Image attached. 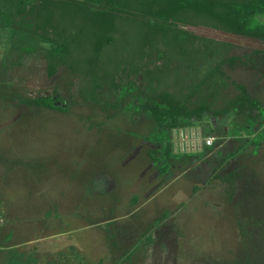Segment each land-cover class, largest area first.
<instances>
[{"label":"rangeland","instance_id":"1","mask_svg":"<svg viewBox=\"0 0 264 264\" xmlns=\"http://www.w3.org/2000/svg\"><path fill=\"white\" fill-rule=\"evenodd\" d=\"M53 1L49 39L38 34L30 6L0 26V211L6 221L5 204L26 203L34 234H59L2 250L0 264H264V14L253 34L186 26L230 41L221 65L227 87L200 116L179 115L171 126L172 118L159 124L142 107L150 89L142 72L120 75L119 110L73 98L78 77L65 65L49 73L53 42L78 28L76 0ZM86 3L102 14L112 7V0ZM131 4L117 13L141 32L143 46L135 41L128 52L116 42L108 53L136 67L165 46L161 19ZM48 94L64 107L29 105ZM224 97L238 100L222 111ZM209 135L216 139L205 146ZM222 176L234 178L233 188Z\"/></svg>","mask_w":264,"mask_h":264},{"label":"trees","instance_id":"2","mask_svg":"<svg viewBox=\"0 0 264 264\" xmlns=\"http://www.w3.org/2000/svg\"><path fill=\"white\" fill-rule=\"evenodd\" d=\"M86 1L76 0L73 3L77 9L74 22L78 23L75 34H60L47 52L49 73H54L59 65H65L78 77V89L74 95L78 94L73 98L119 110L124 107L123 100L119 97L120 75L123 72L130 75L142 72L150 88L148 91L141 88V91H144L141 96L144 97L142 107L150 111L159 124L172 118L173 121L169 123L171 126L176 125L179 115L200 116L208 106H212L223 96V90L227 87L221 65L230 58L226 55L230 41L199 34L186 26L190 23L225 33L253 34L252 29L258 26L255 23L252 26L253 21L257 16L264 14V0H112L111 10H105L103 14L94 10ZM57 2L0 0V26L11 25L15 11L20 12V7L26 9L25 6H30L31 11L36 13H32L35 15V28L42 29L38 34L46 37L49 31L47 25L51 23L47 19L46 6ZM134 2L144 3L148 11L161 19L155 25L161 33L160 39L165 46L158 59L152 62H139L136 67L132 65L133 60L131 65H128L126 58H123V61L113 60L110 52L108 53L116 42H120L121 50L129 52L135 50L133 42L140 41L141 36H138V32L140 34L141 32L127 22L124 18L126 15L117 13L118 5H129ZM138 45L143 46L141 41ZM84 47L89 48L90 55L86 52L81 53ZM128 52V56H131ZM147 55L150 53L147 52ZM21 56L19 55L18 59L23 61ZM59 90L60 87L56 86V93ZM241 96V101L237 102H240L243 109L247 108L248 97L244 94ZM141 97L139 95L138 99L141 100ZM236 100L238 98H225L222 111L229 110L228 105ZM34 101L46 106L64 107L55 104L50 94L28 99L29 105ZM67 103L69 104V101ZM253 108L250 106L249 114L253 113ZM170 148L168 141L165 143V155L168 156ZM167 156L164 157L163 167L167 166ZM222 178L233 188L234 178L231 179L230 176L228 178L222 176ZM148 239L153 241L151 235ZM262 259L264 260V255Z\"/></svg>","mask_w":264,"mask_h":264},{"label":"crops","instance_id":"3","mask_svg":"<svg viewBox=\"0 0 264 264\" xmlns=\"http://www.w3.org/2000/svg\"><path fill=\"white\" fill-rule=\"evenodd\" d=\"M4 207L8 209L11 208V210L10 213L6 214V216L9 218L6 221L0 211V243H3L5 245V248H1L0 252L2 250L9 252L10 249L17 247V245H19L20 243L24 245L25 243L31 242L32 244L34 241L36 242L37 240L39 242L47 241L49 243L54 240L55 237L59 234V232H57L58 229L51 230L49 232L46 231L45 233L39 235L34 234V232H36L37 230H35V225L34 223H32L33 213L31 214V212H26V203H23L19 206L16 205L15 201H13V204L10 205L9 203L8 205L7 203L4 205ZM50 211H52V205L51 207H48L47 209L43 210V212H45L44 215H47L46 212ZM64 220L69 221L68 219L66 220V218H64ZM4 245L1 247H4ZM4 251H2V253ZM24 255L26 256L25 253Z\"/></svg>","mask_w":264,"mask_h":264},{"label":"built area","instance_id":"4","mask_svg":"<svg viewBox=\"0 0 264 264\" xmlns=\"http://www.w3.org/2000/svg\"><path fill=\"white\" fill-rule=\"evenodd\" d=\"M216 139V136L215 135H209V136H206L205 137V143L204 145H211ZM201 145V144H200Z\"/></svg>","mask_w":264,"mask_h":264}]
</instances>
